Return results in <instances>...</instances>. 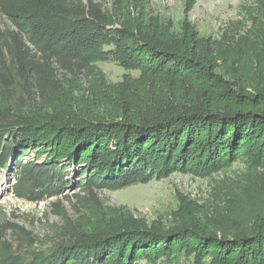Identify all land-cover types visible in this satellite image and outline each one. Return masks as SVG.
I'll use <instances>...</instances> for the list:
<instances>
[{"label":"trees","instance_id":"16d2710c","mask_svg":"<svg viewBox=\"0 0 264 264\" xmlns=\"http://www.w3.org/2000/svg\"><path fill=\"white\" fill-rule=\"evenodd\" d=\"M195 2L176 28L152 0H0V165L31 201L80 176L71 215L58 211L46 237L0 225V264H264V185L222 184L214 208L178 193L153 219L97 196L235 162L264 182V21L204 36ZM101 61L137 74L112 82Z\"/></svg>","mask_w":264,"mask_h":264},{"label":"rangeland","instance_id":"374dc122","mask_svg":"<svg viewBox=\"0 0 264 264\" xmlns=\"http://www.w3.org/2000/svg\"><path fill=\"white\" fill-rule=\"evenodd\" d=\"M152 4L159 14L172 19L175 27H178L183 16L184 0H152ZM258 7L257 0H196L189 12V18L196 24L201 35L236 39L241 33H247L257 19L264 21V11ZM5 22L0 17L1 27ZM96 65L112 82L120 80L127 72L137 74L136 71L125 70L113 61H101ZM33 158L30 154L24 156V161ZM69 177L70 185L57 196L31 201L17 196L14 192L16 177L13 164L9 161L6 167L0 165V225L10 221L24 226L39 237H46L51 228L60 223L58 211L71 215L70 207L77 193L75 186L80 178L78 168L71 169ZM222 184L233 187L236 184L246 185L250 189L258 190L264 182L259 176H249L242 162H235L229 169L207 178L173 173L160 180L117 190H101L97 192V196L108 204H125L136 209L137 214L153 219L157 216L168 217L170 211L178 206V193L212 208L223 205L224 189H218ZM137 264L148 263L141 261ZM157 264H191V261L179 258L173 262L161 260Z\"/></svg>","mask_w":264,"mask_h":264}]
</instances>
